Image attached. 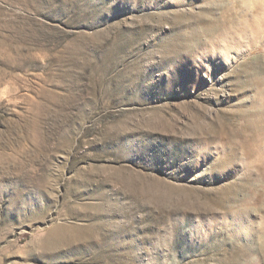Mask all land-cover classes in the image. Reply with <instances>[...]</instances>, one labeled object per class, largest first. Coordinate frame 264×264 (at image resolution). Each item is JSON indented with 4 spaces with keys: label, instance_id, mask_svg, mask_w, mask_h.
Instances as JSON below:
<instances>
[{
    "label": "rangeland",
    "instance_id": "rangeland-1",
    "mask_svg": "<svg viewBox=\"0 0 264 264\" xmlns=\"http://www.w3.org/2000/svg\"><path fill=\"white\" fill-rule=\"evenodd\" d=\"M0 264H264V0H0Z\"/></svg>",
    "mask_w": 264,
    "mask_h": 264
}]
</instances>
